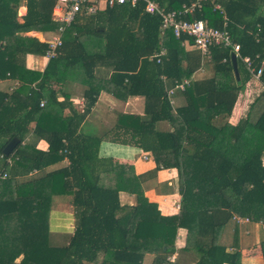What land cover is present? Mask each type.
I'll list each match as a JSON object with an SVG mask.
<instances>
[{"label":"trees","instance_id":"16d2710c","mask_svg":"<svg viewBox=\"0 0 264 264\" xmlns=\"http://www.w3.org/2000/svg\"><path fill=\"white\" fill-rule=\"evenodd\" d=\"M154 1L166 11L191 2ZM54 5L55 0H0V80L18 81L11 93L0 90V264H143L147 254L155 255L152 264H180L168 260L180 229L186 230L184 250L197 256L194 264H241L238 230L233 251L220 235L234 214L264 223V108L255 120L221 128L213 120L232 113L239 91L253 78L246 65L238 60V78L232 49L214 45V75L194 80L202 52L184 46L194 45L193 38L177 36L172 28L162 34L161 16L145 12L141 1L80 13L64 32L58 54L43 71L33 70L26 56L46 55L49 45L28 33H55L61 23L53 18ZM261 6V0H203V8L184 18L227 28L241 44V54L259 68L264 59ZM161 48L168 54L158 62L152 56ZM59 65H81L93 82L97 67H109L112 93L145 97L144 115L119 114L121 131L113 140L149 152L158 169H178L183 194L178 213L165 215L149 200L145 176L133 165L99 156L104 135L78 134L100 90L91 83L86 108L80 112L71 106L72 115L64 116L67 100L58 101L54 85L65 78ZM185 78L191 81L182 91L186 104L174 112L167 88ZM163 120L175 129H158ZM30 134L36 141H26ZM14 137L19 143L6 154ZM41 139L48 150L37 147ZM65 158L69 166L33 177ZM28 175L32 178L19 180ZM121 191L135 194L137 203L122 204ZM55 195L70 196L76 209L75 230L65 245L50 241L48 216ZM261 248L264 257V239Z\"/></svg>","mask_w":264,"mask_h":264},{"label":"crops","instance_id":"0c3cea01","mask_svg":"<svg viewBox=\"0 0 264 264\" xmlns=\"http://www.w3.org/2000/svg\"><path fill=\"white\" fill-rule=\"evenodd\" d=\"M261 11L264 13V0H261ZM27 11L26 6L20 8V13L24 14ZM38 34H42V38ZM52 32L31 31L28 35L38 36L40 40H44L46 35L49 36ZM186 51L196 50L191 43H184ZM49 59L43 55L28 54L26 56L27 66L33 70L43 71ZM239 65V62H238ZM59 65V70L66 77L61 82H54L58 93V101L67 100L66 108L63 110L64 116L72 115L73 106L75 110L83 111L87 106L85 92L91 85L100 90L97 96L96 103L90 108L85 119L78 127V134H92L104 135L105 139L100 144L99 156L106 158H113L114 160L131 164L134 166L135 173L145 176L143 180V187L145 195L149 200L157 202L161 212L165 215L178 213L182 205L183 194L180 187L179 172L176 167H157L156 162L150 153L143 150L141 147L134 145V143H122L114 141L117 137V131H121V127L117 129L118 116L121 113L127 114H145V97L142 95H130L126 99L118 97L113 92V87H108L110 84L112 69L105 66H99L95 69V74L98 76L93 79L86 78L84 68L81 65L76 67H65L67 72L62 70ZM239 67V66H238ZM72 72H76L72 74ZM214 75V63L212 61L211 53L209 55L202 54V61L200 67L193 74L194 80H202ZM240 75V74H239ZM239 78V77H238ZM18 85V81L12 77L0 80V90L11 93ZM35 86V84H32ZM264 83L261 78H251L244 88L239 91L237 101L234 105L233 111L230 115L220 114L214 117V125L223 127L228 122L237 124L240 120L245 118H252L255 120L264 108ZM174 104L173 111L180 106L186 104V97L181 90H177L173 95ZM64 102V101H63ZM70 104V105H69ZM157 128L164 131H173L175 125L168 120H163L157 123ZM125 139V138H124ZM36 141V137L32 134L26 138L27 142ZM37 147L42 150H48L49 144L45 139H41ZM148 154V158L144 155ZM264 163V155H263ZM70 165V159L65 158L60 162L51 164L44 169L33 174L34 176L43 175L46 172L55 170L60 167H67ZM32 175L26 177H19V180H28ZM63 197V202L60 198ZM50 213L48 216V225L50 233H64L70 236L73 235L76 226V209L71 202L70 196L55 195L53 197ZM67 200V201H65ZM120 200L122 204L134 205L137 203L135 194L127 191L120 192ZM59 209V211L57 210ZM62 211V212H61ZM239 215V214H234ZM227 224L220 235V242L228 246L230 251L235 250L234 240L236 230H238L239 250L242 254L241 264H264V257L261 248V241L264 239V223L263 221H250L239 224L234 219ZM245 217V216H243ZM186 230L180 229L176 239V250L172 254H176V262L180 264H194L197 261V256L189 251L184 250ZM50 236V234H49ZM154 254H147L143 264H152Z\"/></svg>","mask_w":264,"mask_h":264},{"label":"built area","instance_id":"2783aa9c","mask_svg":"<svg viewBox=\"0 0 264 264\" xmlns=\"http://www.w3.org/2000/svg\"><path fill=\"white\" fill-rule=\"evenodd\" d=\"M141 1L145 2V12L161 16L162 34L170 28L173 29L177 36H180L183 33L187 34L193 38L194 46L200 49L203 55H209L211 52L210 48L214 45L229 47L232 49L237 59H240L246 65L253 78H261L264 71V59L259 68H256L250 56H243L241 54V44L233 39L231 32L227 28L218 29L209 25L204 19L188 20L184 18V16L192 15L203 8V0H191L189 4H183L180 10L173 11H166L154 0H55L53 18L55 21L60 22L61 25L49 39L45 38L43 40L48 42L49 45L45 56L50 59L58 54V48L63 44L64 32L67 27L76 21V18L80 13L85 12L87 14H95L99 10L108 6L114 7L124 3L136 6ZM216 8L221 9V6L217 4ZM222 12L225 13L223 9ZM224 24L226 26L227 21H225ZM167 54V49L161 48V50L152 57H156L157 61L160 62L161 58ZM163 80L165 81L166 78L163 77ZM190 83V79L185 78L184 80L176 81L173 87L167 88V96L172 105L174 104L172 98L174 93L177 90L184 91ZM45 102L46 101L43 100L41 105L43 106ZM148 156V154L144 155L145 158H148ZM234 219L239 224L251 221L249 217H243L240 215H234ZM175 259L176 254L168 256V260L171 262H174Z\"/></svg>","mask_w":264,"mask_h":264},{"label":"rangeland","instance_id":"374dc122","mask_svg":"<svg viewBox=\"0 0 264 264\" xmlns=\"http://www.w3.org/2000/svg\"><path fill=\"white\" fill-rule=\"evenodd\" d=\"M39 36H40V38L43 37L41 34ZM50 37H51V34L49 36L46 35V39H49ZM64 66H62V70H65L64 72H67V68H65ZM75 73L76 72H72V74H75ZM64 76L66 77V74ZM54 200H52V201H54ZM60 201L63 202V197L60 198ZM65 201H67V200H65ZM57 210L59 211V209H57ZM70 237H71L70 235L64 234V233L63 234L62 233H52V232L50 233V241L54 245H65L68 243Z\"/></svg>","mask_w":264,"mask_h":264},{"label":"water","instance_id":"95a60500","mask_svg":"<svg viewBox=\"0 0 264 264\" xmlns=\"http://www.w3.org/2000/svg\"><path fill=\"white\" fill-rule=\"evenodd\" d=\"M38 38V36H37ZM232 63H233V67H234V71L235 74L237 75V77H239V67H238V59L236 57V55L233 53L232 54ZM19 143V138L14 137L4 148V152L6 154H9L12 152V150H14V148L17 146V144Z\"/></svg>","mask_w":264,"mask_h":264},{"label":"bare ground","instance_id":"6f19581e","mask_svg":"<svg viewBox=\"0 0 264 264\" xmlns=\"http://www.w3.org/2000/svg\"><path fill=\"white\" fill-rule=\"evenodd\" d=\"M38 35H40V34H38ZM42 35V34H41ZM40 37V36H39Z\"/></svg>","mask_w":264,"mask_h":264}]
</instances>
